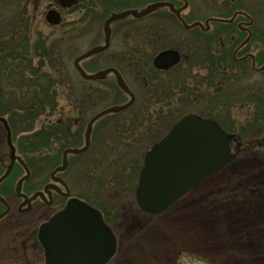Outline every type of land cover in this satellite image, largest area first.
Returning a JSON list of instances; mask_svg holds the SVG:
<instances>
[{
  "label": "rangeland",
  "instance_id": "obj_1",
  "mask_svg": "<svg viewBox=\"0 0 264 264\" xmlns=\"http://www.w3.org/2000/svg\"><path fill=\"white\" fill-rule=\"evenodd\" d=\"M155 1H170L176 8L182 7L181 16L187 23H192L191 27L182 24L175 12L166 6L142 17H117L110 24L109 52L126 53L132 48L150 51L152 45L145 33L152 29L158 34L167 32L169 44L183 55L188 54L189 45L199 49L201 57L195 59L196 66L191 67V75L187 77L186 74L188 84L174 91L175 95L171 98L155 99L154 105L151 104L150 110H144V113L146 117L157 119L160 107L166 109L172 102L187 106L188 112L215 119L233 136L230 144L235 157L160 213L142 211L137 205L134 186L138 184L139 177L121 186L111 179L113 171L107 166L87 170L88 154L85 152L67 153L68 165L64 169L56 167L54 175L62 179L71 196L109 211V225L116 234L117 250L107 264H264V32L256 31L260 28L264 31V16L254 32L255 19L252 15L250 21L243 20L244 23L241 24V21L238 24V30L236 23V26H228L233 18L224 13L230 0H186V6L184 0H130L129 4L120 8L110 5L113 2L118 5L115 0H79L71 9L58 7L62 21L53 25L46 20V13L56 8L55 0H0V39L4 40L12 33V36L17 33L18 37L27 36L30 39L29 49L22 52L35 63L42 59L41 55L43 58L45 54L54 56L61 61L58 68L63 71V78L71 81L67 85L70 88L63 89L62 94L58 93V110L51 116L41 117L39 122H35L34 129L59 118L70 119L73 134L65 138L74 143L75 132L82 128L81 140L74 146L83 143L87 122L99 110L92 111L90 103L85 101L84 104L79 100L83 94L86 97L93 90L78 76L74 59L105 43V23L112 14L128 9L142 11ZM244 1L250 6L256 3V0ZM235 41L241 42L230 50L234 63L229 59L222 60L226 55L224 51L231 48ZM70 45L73 47L70 48ZM107 53L100 51L81 63L88 73L114 67ZM216 64H221L217 72H222L218 74L214 73ZM183 68L189 69V66L185 63ZM66 70H71L70 75H66ZM122 72L128 76L127 86L131 96L123 91L116 75L109 71L101 79L116 85L120 95L118 92V97L113 94L104 99L100 111L112 105L124 106L131 101V93L138 103L141 96L138 84L128 74L127 67L121 70V76ZM164 76L165 81L169 80L167 75ZM0 93H6V89L3 88ZM67 97L72 101L73 98L78 99V108L72 107ZM12 99L10 94L0 95V115L5 118L10 117L7 105ZM131 116L132 112L123 111L116 117L115 123L128 122L125 124L128 126ZM82 117L83 123L80 121ZM110 118L106 115L91 129L106 131L109 125H113ZM23 120L25 117L16 120L18 132L11 127V130H6L0 121V264H44L45 253L36 243L34 231L67 200V197L57 196L49 204V197L36 196V200L27 205L24 197L18 195L19 182L23 184L19 187L20 193L29 196L44 191L47 183L64 187L50 177L51 169L47 164L55 162L57 156L60 157V164L62 155L65 156L62 143L66 139L61 137L60 140L51 139L49 143L33 141L28 144L26 142L30 137L24 131ZM93 132L90 130L88 133L90 141L86 137V149L92 143ZM161 138L157 141V137L152 138L151 141L154 140L155 144ZM124 142L129 141L124 140L120 146L117 145L113 156L127 153L135 162L141 163L140 159L147 151L135 149L138 141L126 150ZM153 144L146 149L149 150ZM12 153L23 159L29 170L27 176L26 169L19 161H14ZM113 156L107 152L103 155L114 168ZM96 191L95 197L93 192ZM182 229L187 231L185 238L178 233ZM153 234L155 236L151 237ZM162 235L165 237L163 240L160 239Z\"/></svg>",
  "mask_w": 264,
  "mask_h": 264
},
{
  "label": "trees",
  "instance_id": "obj_2",
  "mask_svg": "<svg viewBox=\"0 0 264 264\" xmlns=\"http://www.w3.org/2000/svg\"><path fill=\"white\" fill-rule=\"evenodd\" d=\"M115 1L118 3V5H116L115 2L111 3L110 5L113 6V8H120L121 6L123 7L130 2V0H128L124 4H119L123 0ZM256 3L253 6H250L249 3H246V1L244 0L243 2H240V0H230V2L226 4L228 10L226 13H224L225 16L233 18V20L231 19V24H229L228 26L233 27L235 25L234 23H236L237 26H235L238 30L240 29L238 24L241 21V24L244 23L243 20L250 21V16L252 15L255 19L253 22V25L255 24L254 32H264L261 30V28L260 30L257 29L259 22L262 21L264 16V0H256ZM228 12H230L231 15H227ZM232 13L234 15H232ZM16 30L17 29L15 28V31ZM154 30L155 29H152L151 32L145 33L148 37L149 44L152 45V49L150 51H143L139 48H132L126 53H112L109 52V48L105 50L106 52L108 51L106 55H108V57L110 56L114 63V68H116L118 72L120 71V75L121 70L124 67H127L128 74L132 77L135 83L138 84V87L141 90V96L139 97L140 100L138 99V103L136 102L134 95V101L129 105V107L128 105H126L120 109H112L111 106H108L107 108H104L103 110L101 109L100 111V108H102V101L104 99H109L113 94H116V96L118 97V87L114 84H109L106 82V80L98 77H83L77 70L78 76H80L82 81L86 85H89V88L93 90V93H90L93 95V97L90 94H87L85 97V94H83V97L79 100H82V103L84 104L85 101L87 103H90L91 108H93L92 111L99 110L98 112L96 111L97 113L92 114L93 116L88 120L87 126L97 114L102 113L105 110L109 111H106L105 113L97 117L98 119L95 118L97 120L94 121L93 127L96 125L97 121L101 120L106 115H109V117H111V124H113L112 127H110L109 125V128L103 132L96 131L95 128L91 129L94 130V132L91 134L92 143L90 147H87V149L83 148L85 146L84 142L79 146H74V144L80 142L81 140L80 130L82 128H79V130L75 132L76 134L74 135V143L68 141V139L65 138L66 135L73 134L70 129V119L64 120L59 118L55 121L47 122L37 129H34L35 122H39L38 120H40L41 117L51 116L58 110V93L63 91V89L65 88H70V86L67 85L71 81L69 80V78H63V71L58 68V63H61V61H57V58H55L54 56L45 54L44 58L43 55H41L42 59L35 63L32 58L28 57L22 52L25 49H29L30 39L25 35L18 37V33L15 36H12V33L11 35L9 34L10 36L8 35L9 37L4 40L0 39V90L2 91L3 88L6 89V93L12 95L13 97L12 102L7 105L8 110L10 109V117L5 118L4 116L0 115V121L3 122L5 129L7 130L11 127L13 131L18 132V128L16 127L18 123H16V120L25 117V120H23V123L26 126L24 131H26L28 133V136L30 137L28 140L26 139V143L30 144L33 141H35V143H49L51 139L60 140L61 137L65 138L66 140H64V142L62 143L64 149L63 152L66 149L70 150L73 148H83L84 150L82 153L85 152L88 154V157L86 159L87 163L85 162L87 164V170L91 171L92 169L95 170V167L107 166L110 168V170L113 171V173L111 174V179H114L121 186H123L125 183H131L134 179H137L139 177L141 166L143 164L142 159H144V157L140 159L141 163L138 164V162L134 161L133 157L127 156V153H118V155L113 156L116 146H120V144H122V141L127 140L129 142H124L123 145H125L124 149L129 150L132 147V143L138 141L135 149H140L142 150V152H146L148 149H146L147 146H150L155 141L160 139L181 115L188 112L187 106H178V104H173L172 102L168 103L169 107L166 109L164 107H160L157 119L146 117L144 110L146 111L147 109H149L151 104L154 105L155 99H161L163 97L171 98L172 95H175L174 91L177 92L179 91V88L184 87L186 84H188L186 74L187 77L188 74L191 75V67H193V65L196 66L194 64L195 59L201 57V54H199L198 52L199 49H194L192 48V45H189V48L187 49L188 54L184 55L183 62L181 64L167 71L158 70L153 66V57L161 50L172 47V45L169 44V34L167 32L164 31L161 34H158L157 31ZM240 42L241 41H235L231 48L225 50V59L222 60L229 59V62L234 63L231 58L232 54L230 50L234 48V45L237 46ZM72 47L73 46L70 45V48ZM215 60L217 61V63L220 62L217 59ZM185 63L189 66V69L183 68V64ZM219 65L221 67V64H216L214 67L216 68V71H214V73L216 74L222 72V70L217 72ZM69 71L71 70H66V75H70ZM122 74V78L124 77L123 79L127 84L128 76L127 74L125 76L123 72ZM164 75H167L169 77V80L165 81L166 78ZM181 76H184V78H182ZM182 90L180 89V91ZM6 93H0V95H6ZM62 93L63 92H61L60 94ZM136 93L138 94V92ZM70 97L67 98L69 99L71 106L74 108H78L77 105H79V100L73 98L74 100L72 101ZM149 99L151 100V102L149 101ZM126 110L132 112V116L129 118L131 120L129 121V125H125L128 122L121 123L119 125L118 122L115 123L116 117L119 116L121 112H125ZM80 121L83 123L84 118L82 117ZM156 137L157 139L155 141H151L152 138ZM21 140L25 145V141L22 137ZM24 145H21V147ZM105 152L110 153L113 156L114 164H116L114 168L110 163H108L107 158L103 157V155H105ZM95 156L100 157L96 159L97 157ZM63 157L64 156L62 155V161L60 162V164H62L63 162ZM17 158L19 159L22 166L26 167L23 159L19 156ZM59 159L60 157L57 156L56 159H54L55 162L53 161L54 163L51 162L47 164V166H49L48 168L51 169V173H53L56 167L60 165L58 164ZM126 168H129V175L127 174L128 170L124 171ZM89 175L88 177L91 178V176ZM29 186L30 188H32V185ZM136 186L137 184H135L134 187ZM92 190L95 191V189ZM93 194H95L96 197L97 191L96 193L93 192ZM98 208L103 212L106 221L109 223V211H107L104 207ZM34 232H36V230Z\"/></svg>",
  "mask_w": 264,
  "mask_h": 264
},
{
  "label": "water",
  "instance_id": "obj_3",
  "mask_svg": "<svg viewBox=\"0 0 264 264\" xmlns=\"http://www.w3.org/2000/svg\"><path fill=\"white\" fill-rule=\"evenodd\" d=\"M56 1L62 7H70L77 2ZM163 4L154 3L140 14L136 10L113 14L106 21L107 45L109 21L129 13L143 15ZM166 4L173 8L171 3ZM46 20L59 24L61 14L50 9L46 13ZM97 50H90L80 58ZM180 60L179 50L165 49L154 57L153 64L165 70ZM79 69L85 77L91 78L100 77L108 71L87 75ZM106 111L109 110L97 114L93 120ZM232 138L215 119L191 112L182 115L145 154L136 188L141 208L149 212H162L207 177L223 169L236 155L231 149ZM39 238L45 248V264H105L117 248L116 236L105 223L102 213L76 197L69 198L62 209L40 225Z\"/></svg>",
  "mask_w": 264,
  "mask_h": 264
},
{
  "label": "flooded vegetation",
  "instance_id": "obj_4",
  "mask_svg": "<svg viewBox=\"0 0 264 264\" xmlns=\"http://www.w3.org/2000/svg\"><path fill=\"white\" fill-rule=\"evenodd\" d=\"M56 195H58V192H54V193H52V202H53V198H54V196H56ZM35 236H36V238H38V233L37 232H35ZM38 244H39V247H41V248H43V246L40 244V241H36ZM43 251H44V248H43ZM44 264H45V262H44Z\"/></svg>",
  "mask_w": 264,
  "mask_h": 264
},
{
  "label": "bare ground",
  "instance_id": "obj_5",
  "mask_svg": "<svg viewBox=\"0 0 264 264\" xmlns=\"http://www.w3.org/2000/svg\"><path fill=\"white\" fill-rule=\"evenodd\" d=\"M178 233H180L185 238L184 235L187 233V231L182 229V232L178 231ZM154 236H155V234L151 235V237H154ZM160 239L163 240V239H165V237L162 235Z\"/></svg>",
  "mask_w": 264,
  "mask_h": 264
}]
</instances>
